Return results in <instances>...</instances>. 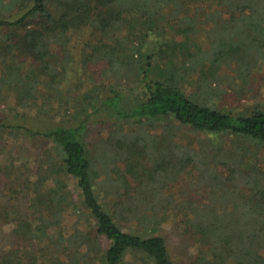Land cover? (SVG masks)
Listing matches in <instances>:
<instances>
[{"label": "trees", "instance_id": "trees-1", "mask_svg": "<svg viewBox=\"0 0 264 264\" xmlns=\"http://www.w3.org/2000/svg\"><path fill=\"white\" fill-rule=\"evenodd\" d=\"M188 1L0 0V99L48 122L0 132L49 143L0 264H264V106L219 102L264 68V0Z\"/></svg>", "mask_w": 264, "mask_h": 264}, {"label": "rangeland", "instance_id": "rangeland-1", "mask_svg": "<svg viewBox=\"0 0 264 264\" xmlns=\"http://www.w3.org/2000/svg\"><path fill=\"white\" fill-rule=\"evenodd\" d=\"M188 6L191 8H194L195 6L201 7L205 11H208L211 3L210 1H206L205 3L197 2L195 4L194 0H189ZM241 85L242 86L237 87L238 89L230 90L225 96H223L221 101H219L222 108L228 110L229 112L239 114L262 105L264 106V68L253 74L250 85L246 86L245 89L241 88L244 87V84ZM6 97L7 100L3 101L0 99V124H20L34 130H43L44 127L47 126L46 123L48 122H40V119L38 120L39 117L33 112L13 110L15 105L14 96L6 95ZM48 110L50 111V109ZM16 114L20 117H16ZM103 134L106 135L107 133L103 132ZM188 137L193 140L196 138V135L189 133V135L186 136V139H188ZM48 147L49 143L47 139L42 136H31L28 132L22 131L10 133L5 130L4 132H0V167L3 166L7 169L14 162L24 173H22L21 179L16 182V184L14 182L10 184V179L6 176V174L0 173V205L5 204V207L8 206L7 202L10 193L17 184L19 185V182H22L19 187V192L17 191L16 194L20 198L19 204L21 205L24 214L28 213L29 192L28 189L22 186L23 184L28 183L29 180L33 181L35 179L36 171L40 165L39 160ZM255 156L258 159V164L264 167V152L260 153L259 150L258 155L255 154ZM256 158H253L251 163L256 162ZM68 183L69 191L71 192L76 206H81L80 189L77 187L75 180L70 178ZM104 207L107 210L109 209L107 205ZM11 229V225L1 222L0 220V256L12 245L20 243L17 242V239L12 234ZM164 235L169 238L170 251L172 256L175 258V255L180 253L182 248L179 245V239L172 226L168 225L164 227ZM103 243L106 245L107 241L103 240ZM41 254V256L46 255L47 257H52V259L54 258L51 254ZM48 260L49 259L47 258L46 261Z\"/></svg>", "mask_w": 264, "mask_h": 264}]
</instances>
